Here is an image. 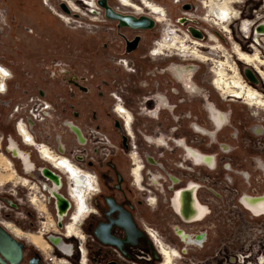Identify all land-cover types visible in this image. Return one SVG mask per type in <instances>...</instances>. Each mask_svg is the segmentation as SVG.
<instances>
[{
    "label": "rangeland",
    "instance_id": "1",
    "mask_svg": "<svg viewBox=\"0 0 264 264\" xmlns=\"http://www.w3.org/2000/svg\"><path fill=\"white\" fill-rule=\"evenodd\" d=\"M51 1L61 9V0ZM106 1L113 10L121 6L118 0ZM152 1L166 8V21L180 35L189 34L193 40L216 44L192 36L187 26L177 23L178 17L196 19L199 23L192 25L204 33H214L212 28L218 31L221 34L218 43L230 53L231 62L239 67L244 82L264 94L262 77L252 65L237 59L233 51L238 43L244 52L252 53L248 47L252 42L248 43L243 37L237 21L229 24L232 30L229 33L204 19L208 10L202 0ZM187 3L197 5L198 9L184 10L183 4ZM102 8L103 19L101 15L94 19L90 14L79 16L77 13L75 16L72 13L68 21L56 16L43 0H0V63L14 74L8 91L0 93V134L5 136L0 140V188L12 192L14 202L21 205L14 227L22 232V238L38 234L39 230H49L44 239L60 235L63 233L60 223L68 221L74 209L67 196L69 180L65 174L63 185L57 189L64 194L66 202L61 220L56 196L51 203H46L39 191L49 197L48 191L40 184L23 185L22 179L13 175L6 165L5 156H12L8 139L19 141L13 122L16 120L14 108L19 103H29L31 97L44 95L53 106L46 134L53 136L52 141L57 134L62 136L67 151L80 149L82 156L89 153L92 159L99 161L96 174L91 172L98 180V170L111 174L106 164L117 160L127 174L125 191L137 207L138 219L142 224L146 222L150 229L159 231L168 245L181 251V257L174 260L176 264H264V213H255L245 202L248 196L264 195V110L240 98L224 97L212 83L211 61L182 60L181 57L169 60L166 55H152L151 51L164 35V23L156 20L158 23L150 29L120 26L119 21L107 16ZM239 8L242 20H259L257 25L264 20L263 0H244ZM120 10L123 11L120 13L133 15L132 10L123 7ZM144 15L153 19L150 14ZM136 38H139L137 46L130 47L129 42ZM260 47L264 57V44ZM200 49L209 52L205 47ZM174 64L193 65L195 71L180 79L172 70ZM247 67L258 78L257 84L244 73ZM229 73L232 75L231 70ZM160 97L166 103H162ZM118 104L132 112L136 139L122 129L124 119L115 112ZM209 104H214L229 119L216 131L214 138L200 134L194 126L197 123L215 132ZM66 121L82 128L91 142L78 146L74 141V127H68ZM99 131L106 133L111 142L97 150L92 145L98 141ZM149 137L154 138L152 143ZM179 139L214 156V163L195 165L187 161L190 169L178 167L184 160ZM134 145L149 154L156 164H147L145 175L147 183L153 179L152 173L159 178L150 188L161 201L158 207L149 202L148 193L138 190L133 183L130 173L133 161L129 153L135 149ZM21 147L32 151L36 166L51 168L35 149ZM3 150L6 155L1 154ZM14 161L23 175L22 162L16 158ZM35 175L40 176L37 172ZM173 176L178 178V183H173ZM189 179L197 185L198 202L209 206L206 216L191 225L184 224L172 206L175 191L188 186ZM39 180L44 178L40 176ZM35 192L40 200L38 207L29 200ZM2 194L9 195L6 191ZM118 196L122 197L120 193ZM177 226L194 234L205 233L204 245L185 248L176 232ZM256 237L257 242L250 247ZM75 240L72 238L68 243ZM51 248L45 242L41 251L51 254ZM233 252L237 256L229 262L227 255L231 258L233 255L229 253ZM96 256L103 261L101 254L96 253ZM58 257L66 258L60 253ZM158 262L166 264L163 256Z\"/></svg>",
    "mask_w": 264,
    "mask_h": 264
},
{
    "label": "flooded vegetation",
    "instance_id": "2",
    "mask_svg": "<svg viewBox=\"0 0 264 264\" xmlns=\"http://www.w3.org/2000/svg\"><path fill=\"white\" fill-rule=\"evenodd\" d=\"M90 1H94V3L97 4L99 8L91 7L89 4H87L86 0H74V2L81 8V11L83 10L84 12L87 11L85 13H89L90 15H92V17L98 18V15H101L102 19L105 18L102 11L103 8L102 6L99 5L98 0H90ZM243 1L244 0H222L219 2V0H205L204 2V0H202L201 2L204 5V7L208 8L207 19L209 21L207 20V22L213 21L215 22V24L212 22L214 25L218 24L224 30L228 31L229 26H227V24L230 23L231 25L233 19L242 20L241 11L235 9L233 7V4H237V3L240 4ZM118 2L124 9L132 10L131 11L132 14L135 15L136 17H140L144 15V13L150 14L153 16V19L158 20V22H162L165 24L164 35L151 51L152 55H158V54L166 55L168 56L167 59L169 60L176 57H181L182 60L197 59L202 62L211 61V71H213L212 83L215 85L217 89H219L222 92V95L224 97L228 95L226 97L230 96L234 98H240L245 103L252 106H256L257 108L261 107V109L264 110L263 94L256 88L251 87L250 85L244 82L243 78L241 77L239 67L234 63V61L231 62L232 57L230 53L218 43L221 42V39H219L221 37V34L218 31H216L214 28H212L211 31L214 32L213 35L216 36L218 42L214 38H211L210 40H213L216 43L215 45L204 44L199 41H194L193 39H191V36L189 34H186L185 36L180 35L176 29H174L171 25L169 26L168 21H166L168 18L167 10L163 8V6L156 4L152 0H129V2H126V0H122L123 5L119 0ZM44 4L51 10V8L45 2ZM121 6L119 8H114V10L118 12H123L122 10H120V8L122 9ZM148 6H151L152 8L154 7V10H157L156 7L162 8L163 13L160 12L159 14H156ZM183 8L184 10L190 11L194 9L197 10L198 6L192 3L189 4L187 3V4H183ZM70 11L75 12L72 9V7L70 8ZM52 12L54 13V11ZM78 13L79 15H81L80 12ZM245 20L247 19H243L240 23V32L242 33L244 38L249 39L253 35L252 28L254 21L250 22L252 20H249V22H246V24L242 25ZM176 21L179 24L187 26L188 31L192 36L202 40L204 39L209 40L208 31L204 33L202 30L195 28L192 25L199 23L197 22L196 19L192 17H178ZM155 22L158 23L157 21ZM237 22L239 24V21ZM241 26L243 31L241 29ZM229 29H230V33H232L231 27H229ZM200 47H205L206 50H209V52L201 51ZM241 47L242 46H240V44L235 43L233 51L237 56V59L241 60L246 64L252 65L264 80V57L260 49L255 44H251L248 45V47L251 48L252 53H246L243 51ZM219 57H222L223 60L219 59ZM172 68L174 73L180 79H184L186 74L195 71V66L193 65L183 66V65L174 64ZM230 70L232 71V75H230L229 73ZM253 84H257V83H253ZM249 91H253L255 94L257 93V95L260 97L261 102L249 99L247 97ZM160 101L162 103H166V100H164L163 97H160ZM208 107L210 110L211 118L215 124L214 130L217 128L220 129L226 124L225 122L229 120L228 115L222 112L220 109H218V107H216L214 104H209ZM116 109L117 110L115 112L118 115H120L121 118L122 117L124 118L123 120L124 124L122 126V129L128 136L136 139L137 134L133 126L134 121L132 120L133 118L132 112L119 104L117 105ZM120 109H124L126 113L123 114ZM194 126L196 127V130H199L205 134H209L214 138L215 132L210 131L205 127H201L197 123H195ZM128 127H129V131H128ZM10 139H8L9 143H10ZM149 141L150 143H152L154 141V138L149 137ZM159 141H161V139H159ZM177 142H178V146L180 147L182 146L186 148L188 153H192V152L195 153L194 150L191 149V147L183 139H179L177 140ZM18 143L19 146H25V148L34 149V147L23 145L20 138ZM133 147L138 152L139 156L142 157L144 152H141L137 148V145H134ZM24 150L27 151L31 160L33 161L32 151L27 149ZM59 151L62 155L70 156L75 159L73 150L67 151V148H62ZM136 151H134L133 153L131 152L133 154V159H134L132 166L134 168L133 173L136 178V182H140L143 179V176L146 177L145 175L146 169L142 171L143 165ZM131 153H129V156L132 159ZM37 154L39 155L38 152ZM47 156L48 159L52 158L49 154H47ZM10 157H12V162H13L12 167L14 168V173H15L14 175H16L17 177H21L19 179H23L25 177L29 178L28 183L32 185L40 184L42 187L45 186L41 182V181H45L46 179L48 180V177L43 173L42 170L44 167L36 166V163L33 161L34 166L31 167L33 168L32 170L27 171L24 169V167H22L24 173L23 176L20 175L19 169L14 161L15 158L18 160L19 158H17V156H15L13 152H12V156ZM39 157L41 158L40 155ZM78 157L79 158L75 159V161L78 163V167L85 170L84 172L80 170L77 166L72 164H66L65 166H63L56 163L53 166L52 162H50L48 159H45V161L49 162L51 165V168L48 167L47 168L57 172L58 175L60 176V178L57 179V185H55V189L57 188L60 189V187L63 185L64 174L62 172L66 173L69 176V180L71 182L70 188L68 190L69 192L68 194L73 200L72 203H74L73 204L74 211L72 213H69L68 221H66L65 223L66 224L65 228H64V223H60V226L65 230V235L53 234L47 236L44 239V236L41 233H38V234H32L30 236L26 235L25 238H22L21 237L22 232L19 229L12 226L11 224L9 225L7 224L6 227L10 230V232L18 240L24 243L22 251L20 246L18 245L15 246L14 252L11 253L10 258L14 262L20 259V262L18 264H34L37 263V259H39V263L56 264L57 263L56 261L62 259L58 257V254L60 253L64 257H66L65 259L69 260L70 264H82L81 255L83 249L87 253V264H159L158 261H160L161 257L163 256L161 253V249H162V251L165 250V253L168 256L167 258L168 263L175 264L174 260H176V258L178 257V253L173 249H168L167 247H165L164 243H161V249H160L159 243L156 242L155 239L150 234V230L151 231H156V230L154 229L149 230L148 228L150 227L147 225V223L145 222L142 224L141 223L142 221L140 222V220L138 219L136 213L137 207L134 201H130L125 191V184H127L126 182L128 181V177L127 174H125L124 171H122L121 168L119 167V162H116L117 160L113 162L108 161L106 166L109 168L111 174L109 173L103 174L101 173L102 172L101 170H98L100 173V178L98 180L97 176L94 175V179H93L89 175V173L91 174V172L93 171L96 174L95 168L96 165L99 163V161L92 159V157H90V154L88 156L89 158L85 157V155L82 156L81 154L78 155ZM147 159L151 165L152 164L154 165V163H152V158L149 156V154ZM91 168H93V170ZM35 172H37V174L39 173V175L42 178H44V180H39L40 176L35 175ZM130 173H131V169H130ZM154 175H155L153 177L154 181L158 182L159 178L156 176V173H154ZM145 177H144V185L152 186V182L147 183L146 181L147 179H145ZM190 182L193 181H189V183ZM46 183L48 186L49 183L50 185H52L51 182H46ZM23 184H27V180H25ZM93 185L95 186L96 190L94 191V193H92L89 196L88 192L90 193L91 191L94 190ZM45 190L48 191L47 193L49 194L52 200V198L55 197L54 193L51 192L49 188L45 187ZM118 193H120L122 197H119ZM108 198H113L115 200L116 205L121 206L125 211H128L132 214L138 229L142 232L138 237L137 244L126 243L123 249H120L116 245L102 242L96 236L95 231L97 230V228L101 223H107V224L111 223L110 219H116L120 214L119 209H115L114 211H112L113 208L108 203ZM51 200L49 203H51ZM63 216L64 213L62 217H60L61 220ZM15 218L16 217H14L11 220V222L16 225L17 223H15L16 222L14 220ZM25 233L28 234L27 232ZM111 234L118 239L126 238L125 229L123 227L118 226L117 224L112 225ZM180 234L183 238H186V241H188L189 238L184 234V232H180ZM54 237L61 238L64 243L65 242L68 243V241L71 240L72 238H75L76 240L74 243H68L71 244L72 246L66 244L67 246L66 252H64L58 248L55 241L53 240ZM199 239L202 240V244L199 245V247H202L205 243L206 234L199 232L198 236H196V240L199 241ZM163 241L165 240L163 239ZM45 242H47L52 247L50 249L51 252L49 250L51 254L46 255L44 252L41 251L43 249V245ZM182 244L184 245L185 242L183 241ZM195 246L197 247V245ZM71 247L73 250L71 251L70 254ZM89 247H92V249L89 250ZM154 249L157 250L160 256L159 259H155L153 254ZM96 253L102 255L103 261L96 256ZM229 254L232 255L231 253ZM227 257H229L228 258L229 262L231 260L234 261V258H230V256L228 255Z\"/></svg>",
    "mask_w": 264,
    "mask_h": 264
},
{
    "label": "bare ground",
    "instance_id": "3",
    "mask_svg": "<svg viewBox=\"0 0 264 264\" xmlns=\"http://www.w3.org/2000/svg\"><path fill=\"white\" fill-rule=\"evenodd\" d=\"M62 3L64 2L65 4H67L69 6V8L72 7V9L74 11H78L80 12L82 15L84 14H89V13H85L84 10L81 11V8L74 2V0H61ZM122 4V0H119ZM222 1V0H219V2ZM43 2H45L50 8L52 11H54V13L61 19H65L67 20V16L64 15L54 4H52L51 0H43ZM87 4H89L91 7H96V8H99L97 6V4L94 3V1H90V0H86ZM126 2H129V0H126ZM205 2V0H204ZM218 2V3H219ZM157 4V3H156ZM123 5V4H122ZM206 5V4H205ZM263 6H264V0H263ZM152 11H154V13L156 14H159L160 12L163 13V9L162 8H159V7H156L157 10H154V7L152 8L151 6H148ZM233 7L237 10H240L241 13H242V10L239 8V3H237L236 5L233 4ZM165 8V7H163ZM207 8V7H206ZM166 9V8H165ZM208 10V8H207ZM117 13L119 14H122V18H120L121 21H125V20H131L133 18H135L136 16L135 15H128V14H123V13H120L118 11H116ZM207 16H208V13H207ZM94 19H96L97 17H92ZM206 20L207 17L205 18ZM74 20V19H73ZM119 20V21H120ZM154 22L156 21L155 19H153ZM69 21V20H68ZM118 21V20H117ZM158 21V20H157ZM209 21V20H208ZM234 21H239V23H241V19H233L232 22ZM254 21V24H253V28H252V37L247 39L248 40V43L249 41L252 42L251 44H255L259 49L261 48L260 47V44H264V20L262 21V24L258 25L257 27H255L254 25H256V22H258L259 20H252L250 22H253ZM72 22V21H71ZM213 22V21H211ZM231 22V23H232ZM246 22H249V19L245 20L243 22L242 25L246 24ZM215 24V22H213ZM230 24V23H229ZM229 24H227V26H229ZM219 28L221 26H219L218 24H216ZM122 26V25H120ZM222 28V27H221ZM223 29V28H222ZM241 29H242V26H241ZM224 30V29H223ZM225 32H229L230 33V29L228 27V31L224 30ZM239 31H240V28H239ZM243 31V29H242ZM209 41H213V40H210L211 38H214L216 41H217V38L215 35H213L212 32H209ZM194 41H199V40H194ZM201 42V41H199ZM218 42V41H217ZM202 43V42H201ZM220 43V42H219ZM249 43V45H251ZM221 45V44H220ZM222 46V45H221ZM254 47V46H253ZM261 51V49H260ZM256 70V69H255ZM257 71V70H256ZM258 74V73H257ZM8 75H10V72L7 68H5V66L3 64L0 63V78L1 80L3 81L4 79H9V77H7ZM260 76V74H259ZM261 77V76H260ZM11 79H14V76L10 78ZM2 92V91H1ZM263 94V93H262ZM264 96V94H263ZM247 97L251 100H256L258 102H261L260 101V97L257 95V93L255 94L253 91H249L248 94H247ZM117 107H115V111L117 110L116 109ZM122 111L123 114L126 113V111L124 109H120ZM124 119V118H123ZM227 122V121H226ZM225 122V123H226ZM70 125V124H68ZM71 126H74V123H71ZM218 129V128H217ZM217 129H215V133L216 131H218ZM128 131H129V127H128ZM200 134H205L199 130H197ZM205 135H208V134H205ZM26 140H29L31 146H33L35 149L38 150V152L40 153L41 155V158L43 160L45 159H48V156L47 154H49L52 158L48 159L50 162H52L53 166L54 164H59V165H63L65 166L66 164H72V165H75L77 166L75 163H72L70 162L65 156H62V157H58L54 154V152L51 151V148H49L46 145L44 144H39L37 141H34L30 138V136L27 134L26 135ZM185 141V140H184ZM186 142V141H185ZM187 143V142H186ZM193 143V142H191ZM191 149L194 150L195 153H188L187 149L182 147L183 150H184V154H183V158L184 160L182 159V161L180 162V164H178V167L180 168H183L185 170H188V166L186 165V162L187 161H191L193 164L195 165H203V164H213L214 163V156L210 155V154H206V153H202L198 148L190 145L189 143H187ZM27 145V144H26ZM10 148H11V152H13V154L15 156H17V158H19V161L22 162V167H24L25 170L27 171H30L32 170L34 166V162L31 160L29 154L27 153V151H25L21 146L18 145V142L14 139V138H11L10 139V144H9ZM136 151L135 149L132 151V153ZM137 152V151H136ZM131 153V156H132V161H134L133 159V154ZM138 154V152H137ZM139 156V154H138ZM6 158V165L8 167V169L13 173V175L15 174L14 173V168L13 167H10V165H12V161L9 160V158L7 156H5ZM140 158V161L142 162V171L144 169H146L147 167V164L151 165L149 162H148V154L144 153L141 156H139ZM156 165V164H154ZM152 164V166H154ZM78 167V166H77ZM80 170H82L83 172L85 170L81 169L80 167H78ZM43 173L48 177V180L46 181H41L46 188H49L51 192L54 193V195L56 196V200H57V205H58V210L60 212V217H62L63 213H65V196L60 193L59 191H57V189H55V185H57V179L60 178V176L58 175L57 172L53 171V170H50L48 169L47 167H44L43 169ZM133 166L131 168V173H132V177H133V183L135 184V186L138 188V190L140 191H145L146 193L149 194V197H148V200L149 202L154 205V206H159L161 201L159 200V197L158 195L154 194L153 191L150 190L151 186H148V185H144V177L143 176V179L140 181V182H136V178L134 176V173H133ZM61 171V170H60ZM62 172V171H61ZM63 174L66 175L67 179L69 180V176L62 172ZM142 173V172H141ZM89 175L94 179V176L92 174L89 173ZM152 178L155 176L154 173H152L150 175ZM146 179V177H145ZM25 180H27L25 178ZM24 178H23V182H25ZM190 181H192L191 179H189ZM159 181V179H158ZM172 181L173 183H178V178L177 177H172ZM22 182V184H23ZM28 182V180H27ZM46 182H51L52 185H50L49 183V186L47 185ZM150 182H153V183H156V181H154V179L150 180ZM2 182H0V186H1ZM27 184H30V183H27ZM27 184H23V185H27ZM54 184V187H52ZM70 180H69V186L67 188V196L69 197V199L71 200V202H73L72 198L70 197V195L68 194V190L70 188ZM94 186V185H93ZM54 188V190H53ZM196 189H197V185L194 183V182H190L188 184V186H184V187H180L177 189V191H175V195L172 199V206L176 212V214L178 215L179 218H181V220L183 221L184 224H187V225H191V224H194L196 221H200L204 218V216H206V214L208 213V210H209V206L202 202L203 204H201L200 202H198L197 198H196V195H195V192H196ZM96 190L95 186H94V190L91 191L90 193L88 192V195L90 196L92 193H94V191ZM39 198H36V197H33L32 199V203L36 205V207L39 206V203H40V200H38ZM246 204L257 214H260V213H264V195L262 196H258V197H253V196H248L245 200ZM74 204V203H73ZM74 211V210H73ZM72 211V212H73ZM71 212V213H72ZM89 213V212H88ZM5 227L6 225L8 224H11L12 226L13 223L11 221H3L1 222ZM66 223V222H65ZM64 223V228H65V224ZM63 228V233L65 235V230ZM6 229H8L6 227ZM150 230V228H148ZM9 230V229H8ZM10 231V230H9ZM49 230H45V232H48ZM54 231H58L57 229H54ZM45 232L39 230L38 233H41L43 236L45 235ZM152 232V236L154 237L155 241L159 243V246H160V249H161V243H164L165 247H167L168 249H173L175 250L177 253H178V257L177 258H180L181 257V252L172 247L171 245H168V243H166V241H163V237L161 236L160 232H155V231H151ZM176 232L178 234V237H179V240L180 241H184L185 242V247H188L189 245H201L202 244V240L199 239V241L196 240V236H198V234H194L192 232H188L186 230H184L182 227H179L177 226V229H176ZM180 232H184V234L186 236H188V241H186V238H183L180 234ZM53 240L55 241L56 245L58 246V248L64 252H66V244H68L67 242H63V240L61 238H56L54 237ZM257 242V237L253 240V244H250V247H253L254 246V243ZM259 243H262V241H259ZM70 246H72L71 244H68ZM72 247L70 249V254H71V251H72ZM254 252V251H253ZM161 253L163 255V258H164V261L166 264H169L168 263V256L167 254L165 253V250L162 251L161 249ZM164 253V254H163ZM233 255V257L231 258H234L235 260V257L237 256L234 252L231 253ZM251 256H253V253L251 255H248V257L250 258ZM176 258V259H177ZM57 263L56 264H70L69 260L68 259H65V258H62L60 259L59 261H56ZM81 262L82 264H87V253L85 250L82 249V255H81ZM176 264V263H175ZM260 264V263H259Z\"/></svg>",
    "mask_w": 264,
    "mask_h": 264
},
{
    "label": "built area",
    "instance_id": "4",
    "mask_svg": "<svg viewBox=\"0 0 264 264\" xmlns=\"http://www.w3.org/2000/svg\"><path fill=\"white\" fill-rule=\"evenodd\" d=\"M63 3H61V5ZM66 6L68 7L69 11L63 10L62 6H61V9H59V10L64 15L67 16V20H69V18H71L69 15L72 13H74L75 16L78 15L77 14L78 12H76V11L71 12L69 6L67 4H66ZM85 12H87V11H85ZM257 23L258 22H256V25H254L255 27L258 26ZM239 25H240V23H239ZM5 68H7L9 70L10 75L7 76V77H9V79H7V80L4 79L2 81L0 78V93H6L8 91V83L10 81V78L14 76L13 72L8 67L5 66ZM45 98H46V96H44V95L40 96L39 95V96H36L35 98L31 97L30 98L31 100H29V103L28 102H26L25 104L19 103L18 105H16V107L14 108V111H13V116L16 119V120H13L15 130H16V133H17L18 137L20 138L21 142L23 143V145L27 144V146H31L29 140H26V135L28 134L32 140L37 141L40 145L41 144H44V145L47 144V146L49 148H51V151L54 152V154L56 156L62 157L65 155H62L59 150L62 148H66L65 143L62 141V136L59 137V135L57 134L55 137V141H52L53 136L51 135V137H50V136H48V134H46L47 129L50 127L49 122L51 120H48V118L49 117L51 118V115H52L51 109L53 108V106ZM33 103L35 105H33ZM52 121L54 122L55 120H52ZM66 122L70 125H68L66 123H63V124H66L68 127H71L72 122H70V121H66ZM73 127H74V134H75V140L74 141L78 144V146L82 145L83 143L85 145H87V144H89V142H91V139L86 137V134L82 130V128H80L77 125H75ZM98 134L100 136L98 141H96V143H94L93 145L91 143V145L94 146L97 150H99L102 147V145L106 146V145H108V142H111V140L109 139V137L107 136L106 133L99 131ZM4 139H5L4 134H0V140L3 141ZM31 147H33V146H31ZM107 149L109 150L108 147H107ZM35 150L38 152L37 149H35ZM73 151H74L75 159L79 158L78 155L81 154V150L77 149V150H73ZM4 152L5 151L3 150V152H1V154H5ZM39 155H40V153H39ZM88 156H89V153L86 155V157H88ZM65 157L70 162L75 163L78 166V163L75 161V159L73 157H70V156H65ZM90 157H91V155H90ZM9 160L12 161V157H9ZM12 166H13V162H12V165H10V167H12ZM19 178H21V177H19ZM25 178L29 181V178H27V177H25ZM25 178H24V180H25ZM36 186H37V184H36ZM43 190H45V186H43ZM3 191H6V193H9V195L2 194ZM11 196L13 198H15V195L12 192H10L9 190H3V188L2 189L0 188V224L1 225H3L1 223L2 220L3 221H6V220L11 221L14 217H18V214H19L18 209L21 205L14 202V200ZM39 196L42 197L43 200L46 201V203L47 202L49 203L51 200V197L45 196L43 191H39ZM33 197L38 198L36 192L32 196L29 197V200L32 201ZM155 232H159V231H155ZM150 234L152 235L151 230H150Z\"/></svg>",
    "mask_w": 264,
    "mask_h": 264
},
{
    "label": "water",
    "instance_id": "5",
    "mask_svg": "<svg viewBox=\"0 0 264 264\" xmlns=\"http://www.w3.org/2000/svg\"><path fill=\"white\" fill-rule=\"evenodd\" d=\"M99 4L105 8L106 15L115 19L120 20L122 18V14L117 13L110 7L106 0H100ZM62 9L65 11H69L66 4H62ZM120 25L128 26L131 28H139V29H150L154 27L155 22L154 20L149 17L142 15L140 17H135L131 20L119 21ZM139 38H136L134 41L129 42L130 47L137 46ZM246 76H249L252 83H258V78L255 76V73L250 69L246 68L244 70ZM108 203L113 208L112 211L115 209H119L120 214L116 219H110L111 223H101L97 230L95 231L96 236L104 243L113 244L118 246L120 249H123L124 245L127 243L130 244H137L138 237L142 233L138 227L132 214L128 211H125L121 206L116 205L115 200L113 198H108ZM113 224H117L120 227H123L126 231V238L125 239H118L111 234V227ZM143 235V234H142ZM20 246L21 251L23 248L24 243L18 240L8 229L0 224V264H18L20 259L14 262L10 255L14 252L15 246ZM153 254L155 259H159L160 256L156 249L153 250ZM34 264H44L39 263V259H37V263Z\"/></svg>",
    "mask_w": 264,
    "mask_h": 264
},
{
    "label": "crops",
    "instance_id": "6",
    "mask_svg": "<svg viewBox=\"0 0 264 264\" xmlns=\"http://www.w3.org/2000/svg\"><path fill=\"white\" fill-rule=\"evenodd\" d=\"M9 158V156H7Z\"/></svg>",
    "mask_w": 264,
    "mask_h": 264
}]
</instances>
